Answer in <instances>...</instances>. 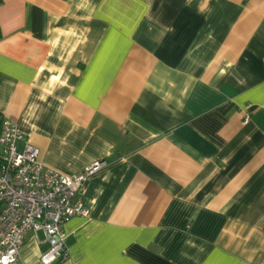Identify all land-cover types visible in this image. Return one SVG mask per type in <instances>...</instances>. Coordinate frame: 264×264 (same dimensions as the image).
<instances>
[{
    "label": "crops",
    "instance_id": "obj_1",
    "mask_svg": "<svg viewBox=\"0 0 264 264\" xmlns=\"http://www.w3.org/2000/svg\"><path fill=\"white\" fill-rule=\"evenodd\" d=\"M0 34V120L106 164L54 264H264V0H3Z\"/></svg>",
    "mask_w": 264,
    "mask_h": 264
},
{
    "label": "built area",
    "instance_id": "obj_2",
    "mask_svg": "<svg viewBox=\"0 0 264 264\" xmlns=\"http://www.w3.org/2000/svg\"><path fill=\"white\" fill-rule=\"evenodd\" d=\"M0 147V264L18 261L29 232H42L49 247L41 264L66 260L63 226L73 217L89 216L76 193L105 162H94L71 176L50 170L40 163L38 148L8 118L0 120Z\"/></svg>",
    "mask_w": 264,
    "mask_h": 264
},
{
    "label": "trees",
    "instance_id": "obj_3",
    "mask_svg": "<svg viewBox=\"0 0 264 264\" xmlns=\"http://www.w3.org/2000/svg\"><path fill=\"white\" fill-rule=\"evenodd\" d=\"M3 2V0H0V4ZM0 39H1V34H0Z\"/></svg>",
    "mask_w": 264,
    "mask_h": 264
}]
</instances>
